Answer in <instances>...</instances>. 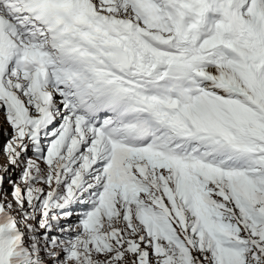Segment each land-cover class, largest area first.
<instances>
[{
  "label": "snow or ice",
  "instance_id": "6c2138e0",
  "mask_svg": "<svg viewBox=\"0 0 264 264\" xmlns=\"http://www.w3.org/2000/svg\"><path fill=\"white\" fill-rule=\"evenodd\" d=\"M0 113V264H264V0H0Z\"/></svg>",
  "mask_w": 264,
  "mask_h": 264
},
{
  "label": "rangeland",
  "instance_id": "374dc122",
  "mask_svg": "<svg viewBox=\"0 0 264 264\" xmlns=\"http://www.w3.org/2000/svg\"><path fill=\"white\" fill-rule=\"evenodd\" d=\"M6 132L10 134L11 133V129L8 128L6 123H4L3 114L0 113V168H3V166L6 164V157L4 156L3 151H2L3 144L8 139V136L5 135ZM29 155H31V152L29 153ZM9 173H11V176H12L13 179L18 174V172H13L11 167H9ZM0 175H4L5 176V181H4L3 187H4V189H7L10 192L11 188H10V185L7 183V179H8V175L9 174L0 172Z\"/></svg>",
  "mask_w": 264,
  "mask_h": 264
}]
</instances>
